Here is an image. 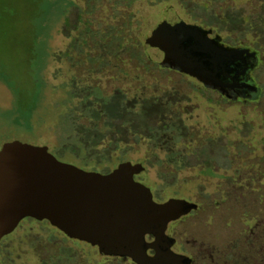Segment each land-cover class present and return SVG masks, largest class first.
Wrapping results in <instances>:
<instances>
[{"label":"rangeland","instance_id":"1","mask_svg":"<svg viewBox=\"0 0 264 264\" xmlns=\"http://www.w3.org/2000/svg\"><path fill=\"white\" fill-rule=\"evenodd\" d=\"M168 8L259 54L251 98L225 101L175 71L120 63L119 26L159 62L151 32ZM14 141L99 174L139 163L134 180L153 201L197 205L167 226L174 251L192 264H264V0H0V147ZM0 264L134 263L23 220L0 241Z\"/></svg>","mask_w":264,"mask_h":264},{"label":"water","instance_id":"2","mask_svg":"<svg viewBox=\"0 0 264 264\" xmlns=\"http://www.w3.org/2000/svg\"><path fill=\"white\" fill-rule=\"evenodd\" d=\"M164 20L158 27L159 66L234 99L240 84H226L212 69L208 46L201 44L204 31L179 22L170 8ZM143 172L139 163L107 174L83 171L57 161L44 148L5 143L0 147V241L21 221L32 219L95 247L102 257L134 264H191L172 251L174 240L166 230L197 205L172 198L153 201L150 190L134 181Z\"/></svg>","mask_w":264,"mask_h":264},{"label":"flooded vegetation","instance_id":"3","mask_svg":"<svg viewBox=\"0 0 264 264\" xmlns=\"http://www.w3.org/2000/svg\"><path fill=\"white\" fill-rule=\"evenodd\" d=\"M204 33L205 35L203 36V38H201V44L204 46H208L207 59L211 62L212 69L220 73L221 79H223L226 84L239 83L240 88L236 90V93L234 94V99H228L215 90L205 88L197 80L187 75H182L194 80L203 88V90H208L217 94L222 100L238 101L240 99L247 100L251 98L256 93V91L253 90V86L255 72L257 71L260 64L259 54L256 51L249 49L245 45L243 46L241 44H228L224 42L222 38L214 34L212 31H204ZM140 105L142 106L143 102H141ZM24 220L31 221L32 219ZM167 236L170 237L169 235ZM146 240L150 241L152 240V238L147 237ZM175 244L176 242H174V245ZM174 245L172 246V251L179 254V252L173 250ZM149 254H152V252H149Z\"/></svg>","mask_w":264,"mask_h":264},{"label":"trees","instance_id":"4","mask_svg":"<svg viewBox=\"0 0 264 264\" xmlns=\"http://www.w3.org/2000/svg\"><path fill=\"white\" fill-rule=\"evenodd\" d=\"M127 25V23H124L122 26L125 27ZM115 27V26H114ZM152 35H159V30L158 28H155L153 29V31L151 32ZM114 37L117 38V43L119 44V52H118V56L121 57L123 55H125L128 59H121L120 58V63H123V64H128V63H135L137 66H139V63H146V64H151V65H155L157 67H159L158 63L157 62H153V61H148V63L146 62V59H144V56L147 57V44H141L135 37H131V36H128L127 38V35L125 34V30H123V28L121 26L119 27H115L114 29ZM126 45H129L131 46L132 48V54L130 55V57L127 56V54L125 52H122V51H125L123 49V46L126 47ZM149 59V57L147 58V60ZM150 60V59H149ZM134 105L130 106V107H127L128 109L130 108L131 112H132V108H133ZM143 107V106H142ZM141 107V109H142ZM141 112V111H140ZM140 112H136V113H140ZM130 124H133L132 122H130ZM107 126V125H106ZM112 133V134H116L117 131H114V130H108L106 131V133ZM120 132V131H119ZM117 132V133H119ZM105 133H103L102 135H104ZM121 137V138H120ZM83 140V139H82ZM122 140V135L118 134L117 136H115L114 140H110L107 141V146L106 148H104L103 150L101 151H107L109 150L110 151V143H114L115 141H118L120 143V141ZM88 141V140H87ZM97 141V140H96ZM100 141V139H99ZM93 142V141H92ZM97 148L98 144L96 143L95 144Z\"/></svg>","mask_w":264,"mask_h":264}]
</instances>
